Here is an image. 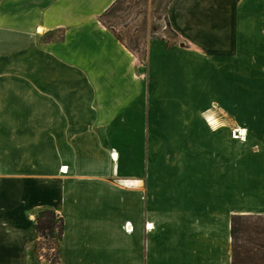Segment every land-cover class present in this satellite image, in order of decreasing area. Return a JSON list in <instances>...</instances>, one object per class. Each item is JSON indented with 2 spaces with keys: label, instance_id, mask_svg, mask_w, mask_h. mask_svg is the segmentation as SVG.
<instances>
[{
  "label": "crops",
  "instance_id": "1",
  "mask_svg": "<svg viewBox=\"0 0 264 264\" xmlns=\"http://www.w3.org/2000/svg\"><path fill=\"white\" fill-rule=\"evenodd\" d=\"M115 2L0 0L1 214L8 223L11 210L23 223L26 211L47 200L64 216L66 255L93 250L120 256L118 240H123L130 264H231L232 149L224 171L214 174L216 185L210 193L199 187L202 196L192 206L154 200L151 187L141 188L150 173L151 65L170 63L175 52L183 59L184 51L152 43L148 69L138 66L103 20ZM168 15L174 30L196 49L186 53L187 67L192 74L201 64L207 67L209 95L232 107L233 98L244 95L249 66H256L257 74L264 66V0H171ZM32 113L38 120L30 125L25 114ZM136 113L146 135L140 139L145 154L140 171L138 152L129 151V138L136 137L129 130L138 128ZM36 128L50 129L44 140L48 177L22 186L18 164L12 162L24 158L22 146L36 139ZM235 129L245 133L235 139L245 146L248 128ZM213 134L209 130L211 140ZM249 135L244 151L259 144L256 135ZM221 187L228 199L218 205L214 198ZM257 193L252 200L258 201ZM98 229L101 238H108L105 244L93 240Z\"/></svg>",
  "mask_w": 264,
  "mask_h": 264
},
{
  "label": "rangeland",
  "instance_id": "2",
  "mask_svg": "<svg viewBox=\"0 0 264 264\" xmlns=\"http://www.w3.org/2000/svg\"><path fill=\"white\" fill-rule=\"evenodd\" d=\"M170 2L171 0H116L103 16L106 25L132 51L138 66L144 65L148 69L152 43H163L169 50L184 51L183 59L180 53L175 52L176 55H172L170 63L164 62L165 65L161 64L160 68L157 65L156 68L155 65H151L155 79L153 78L152 103L149 111V144L147 145L150 173L146 182L142 181L141 188L145 185L151 187L154 200L169 203L180 200L192 206L202 196L199 190H208L207 192L210 193L209 188L216 185L213 181L214 174L217 171H224V158L232 149L233 215H264V212H261L264 209L257 205L264 206V194L261 192L264 190V66L259 68V74H257L256 66H249L246 74L247 84L243 87L244 95L234 97L233 106L225 108L224 104L215 101L209 95L208 68H203L201 64V69H196L192 74V68L187 67L189 57L186 53L196 49H191L189 43L172 27L168 15ZM201 52L207 56L205 50ZM182 60L185 63L184 68L180 66ZM212 111L222 123L217 130H212L205 118ZM35 115L25 114V121H29L28 124L31 125L38 120L33 117ZM134 116L138 120L135 123L138 128L129 130L136 135L134 138H129L131 144L129 151L133 152L132 149H135V152H138L136 170L140 171V159L143 156L145 159L140 139L146 135L139 127L141 116L138 113ZM239 126L247 127L249 133L256 135L259 144L255 146V150L244 151L250 142L249 133L247 144L243 147L239 146L240 143L235 140L239 138L235 137V128ZM32 130L25 131L29 133ZM209 130L214 132L213 138L216 141L211 140ZM33 131H35L36 139H31L22 146L26 151L24 158L19 159V162H12L14 166L18 164L16 169L20 173L17 174V179L22 186L37 184L38 179L48 177L45 173L47 171L45 166L49 163L45 153L48 146L44 144V140L47 139L50 129L36 128ZM117 140L120 139L117 138ZM28 149H34L35 152L30 154ZM142 152L143 155L140 157ZM1 159L0 154V163ZM3 176L4 174L0 171V190ZM252 180H256L259 186L254 183L249 184ZM201 186L203 188L200 189ZM256 189L258 201L252 200ZM227 199L221 187L214 200L221 205ZM35 206L24 213L23 223L11 210L8 223L5 222L6 218L0 210V264H130L129 257L124 254V247H127L128 243L123 240H118V243L122 245L120 256L110 257L93 250L82 251L80 256L73 253L66 255L62 241L59 242L58 239L59 226L57 225L59 216L63 219L64 216L56 211L57 226L53 231L47 229L45 234L41 235L36 229L39 212L53 208H49L47 200ZM190 210L195 211L191 208ZM219 210L222 209H218L217 213H220ZM95 231L93 233H96L97 237L93 240L98 244H105L108 238L104 235L101 238L99 229ZM227 243L228 241H225L224 244ZM230 244V251H232V243ZM84 252L89 255H85Z\"/></svg>",
  "mask_w": 264,
  "mask_h": 264
},
{
  "label": "trees",
  "instance_id": "3",
  "mask_svg": "<svg viewBox=\"0 0 264 264\" xmlns=\"http://www.w3.org/2000/svg\"><path fill=\"white\" fill-rule=\"evenodd\" d=\"M55 209H43L39 212L36 229L41 235L45 230H54L59 226V242L63 239L65 223L59 216L56 225ZM232 263L231 264H264V215L234 214L231 218Z\"/></svg>",
  "mask_w": 264,
  "mask_h": 264
},
{
  "label": "bare ground",
  "instance_id": "4",
  "mask_svg": "<svg viewBox=\"0 0 264 264\" xmlns=\"http://www.w3.org/2000/svg\"><path fill=\"white\" fill-rule=\"evenodd\" d=\"M207 123L213 128V129H217L220 126V122L218 121V119L216 117H214L212 114H207L205 116ZM235 137H244L245 133L242 132V129H236L235 130ZM116 156V154H115ZM63 172H67L68 171V167L63 166L62 169Z\"/></svg>",
  "mask_w": 264,
  "mask_h": 264
}]
</instances>
